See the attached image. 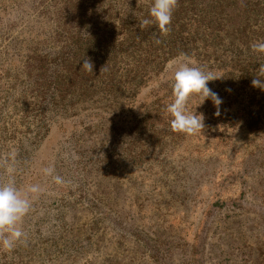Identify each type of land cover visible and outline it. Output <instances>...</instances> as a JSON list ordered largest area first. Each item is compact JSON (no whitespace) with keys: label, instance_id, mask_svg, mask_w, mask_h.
<instances>
[{"label":"rangeland","instance_id":"374dc122","mask_svg":"<svg viewBox=\"0 0 264 264\" xmlns=\"http://www.w3.org/2000/svg\"><path fill=\"white\" fill-rule=\"evenodd\" d=\"M94 2L95 20L139 0ZM88 4L0 0V184L40 188L0 264H264V125L246 132L229 95L218 116L210 101L203 131L174 139L173 95L154 129L175 59L135 97L88 99L72 8Z\"/></svg>","mask_w":264,"mask_h":264},{"label":"trees","instance_id":"16d2710c","mask_svg":"<svg viewBox=\"0 0 264 264\" xmlns=\"http://www.w3.org/2000/svg\"><path fill=\"white\" fill-rule=\"evenodd\" d=\"M85 1L89 2L86 7L72 5L78 13L75 18L84 17L75 23L85 28L73 42L79 55L74 62L82 65L88 59L93 64V72L88 73V99L100 95L122 101L129 92L135 97L141 87L163 73L169 61L185 54L201 69L222 70L223 78L208 87L222 99L230 95V107L234 114L239 113L246 132L264 125V90L252 86L255 78L264 80V53L252 48L256 42H264V0H177L167 34L154 24L141 27L152 0H139L119 17L106 9L95 20V0ZM213 84L217 86L213 88ZM165 90L159 92L147 114L156 130L163 107L173 96L172 87ZM200 101L199 96L190 97L189 110ZM210 101L206 99L195 111L205 115L212 109ZM168 116L165 128L175 139L180 132L173 131Z\"/></svg>","mask_w":264,"mask_h":264},{"label":"clouds","instance_id":"9594fccd","mask_svg":"<svg viewBox=\"0 0 264 264\" xmlns=\"http://www.w3.org/2000/svg\"><path fill=\"white\" fill-rule=\"evenodd\" d=\"M176 4L177 0H152L148 18L141 21V27L154 24L161 33L167 34ZM156 42L159 43V40ZM252 48L256 52L264 53V42H256ZM173 66H175L172 74L174 99L165 109L172 118L171 127L173 131L185 134L201 132L205 127V118L203 113H197L195 109L207 99L211 100L216 109L214 115H219L223 99L207 85L208 82L222 79L223 76L195 66V61L185 54L177 57L170 64V67ZM81 67L86 71L93 72V64L88 59L83 60ZM252 86L264 90V80L255 78L252 80ZM192 96H199L201 101L194 110H189L187 105ZM53 171L54 169L51 167L44 169L46 175H52ZM53 179L58 184L63 182L59 176H54ZM39 191L40 188L37 185L19 189L13 180L0 184V248L11 251L17 242H22L25 233L20 224L23 217L29 212V197L30 194H36Z\"/></svg>","mask_w":264,"mask_h":264}]
</instances>
